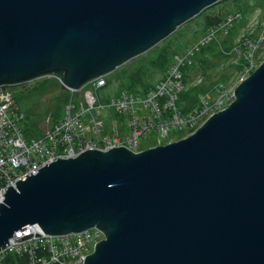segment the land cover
I'll list each match as a JSON object with an SVG mask.
<instances>
[{"label": "water", "instance_id": "95a60500", "mask_svg": "<svg viewBox=\"0 0 264 264\" xmlns=\"http://www.w3.org/2000/svg\"><path fill=\"white\" fill-rule=\"evenodd\" d=\"M220 1L0 0V86L53 77L78 92ZM234 95L186 138L26 175L0 202V250L28 225L95 227L105 239L82 264H264V62Z\"/></svg>", "mask_w": 264, "mask_h": 264}, {"label": "built area", "instance_id": "2783aa9c", "mask_svg": "<svg viewBox=\"0 0 264 264\" xmlns=\"http://www.w3.org/2000/svg\"><path fill=\"white\" fill-rule=\"evenodd\" d=\"M232 25L230 17L218 28L211 30L205 40L209 38L208 41H211L210 37L213 38L216 31H225ZM260 42L247 41L244 47L255 50ZM193 51L188 50L183 56H174L164 80L145 95L121 89L109 102L103 104L98 91L106 86L105 77L87 83L78 92L70 91L77 97L65 104L63 116L38 137H25L22 131L24 113L17 106L11 92L0 86V202L4 200L8 187L19 180L24 181L27 176L36 175L46 164L58 158L65 160L87 150L105 152L118 147L136 153L137 141L148 133L156 135L155 141L165 140L176 131L188 130L192 134L212 114L226 108L233 102V94L220 98L215 96L211 102L207 100L208 94L200 95L199 102L207 107L204 111L199 104L187 113H182L176 106L175 101L179 99L182 89L185 90L182 68ZM214 83L212 87L216 85ZM104 107L109 112L107 116L102 115ZM113 114L128 116L126 130L116 131ZM74 238L78 239L79 247ZM104 239V233L95 227L80 233L49 236L28 225L15 232L0 250V263L7 256L14 255L26 257L27 264H68L71 256L77 257L73 264H82L90 253L82 251L87 250L88 245L93 246L94 250L97 243Z\"/></svg>", "mask_w": 264, "mask_h": 264}, {"label": "rangeland", "instance_id": "374dc122", "mask_svg": "<svg viewBox=\"0 0 264 264\" xmlns=\"http://www.w3.org/2000/svg\"><path fill=\"white\" fill-rule=\"evenodd\" d=\"M229 5L232 7L234 6L235 10L239 8L244 13L243 18L240 19L239 15L235 16L233 14H229L225 18L226 21H228L230 17L232 18V30L229 32L231 27L225 31L218 30L216 31L213 38L210 37V39H215L218 41L217 44L221 48L222 54L217 56V58H213V55H209L210 61L205 64L206 67L200 69L203 70L205 68H209V70L204 73L200 70L190 71V66L192 68L194 62L197 59L196 55L198 54L197 52H199L198 47L202 46L198 44H202L203 42L209 40V38L208 40H205L207 37H209V33L206 32L204 34V27L202 26V18L206 13H200L201 15L199 14L192 20L184 23L173 34L158 43L151 50L131 59L116 71L104 76L106 86L103 90L98 91L103 104L109 102L121 89L133 90L134 88H138L137 90L143 91V89L147 90L153 85L155 87L164 80L166 72L169 68V65L172 63L174 56H183L188 52V50L192 49H194L192 55L182 68L184 72H186V76L184 77L186 83L185 90L182 89L181 94H184L186 91L191 93V90L192 92H195L197 89H203L202 93H197V100L195 98L197 104L202 107V111L206 110L207 108L201 102H199V96L202 94H208V102H211L215 96L220 98L222 96L228 97L232 94L234 100L235 89L264 62V0H225L219 4L216 3V6L213 7L214 10L212 12L223 13L228 8H230ZM206 11L207 10H205V12ZM257 40H261V42L255 50L252 47L245 49L244 44L247 41L253 42ZM209 44L210 41L206 42L205 45ZM230 48L232 49L225 51V49ZM164 56L169 60L167 63L169 64L168 67H166L167 65L165 66L167 70L164 68L163 71H161L159 68L155 69L153 72V66L159 64V60ZM237 64L240 66L243 65L244 67L241 69L240 67L235 68ZM223 76L224 79L219 82ZM208 77H210V82L212 84L215 81L219 83H214L216 85L212 87V84L209 85L208 82L205 81ZM33 82H30V84L26 83L28 84L25 89L26 91L19 87L14 88L13 91L15 95L18 94V96H20V94L25 91V97H33L34 93L40 92L47 87L48 90L51 91L49 93H44L42 96L41 94L39 95L41 98L38 100L39 105H37V108L40 109L42 107V109H44L48 105V102L51 103L54 101V104L52 105L54 106V110L52 112L45 113L43 120L36 124L37 126L35 125L34 127L30 128L33 136H38L46 128L50 127L57 118H61L63 116L64 103L70 100L71 95L68 90L58 87L57 83L51 79L42 78L36 83ZM141 85L146 87L143 88ZM27 89H29V92H27ZM62 94H64L65 98H63V100L60 102V100L56 98ZM30 97H28L27 100H29ZM79 97H81V95ZM178 101L179 99L175 101L176 106L178 105ZM48 109L50 111V107H48ZM108 114V110L104 107L102 110V115L107 116ZM112 121L117 132L126 130L129 124V118L126 114H113ZM178 132L179 131H176L175 133ZM192 134H189L183 138H186ZM155 139V134L153 135L148 133L146 137L137 141L138 149L136 153L158 145H166L168 143L180 140L174 138L173 134L169 135L165 140L155 141ZM74 242L76 246L79 247L77 238H74ZM92 248L93 246L88 245L87 250H83L82 252H90L89 254H91L93 252ZM76 259L77 257L71 256V262L68 264H73Z\"/></svg>", "mask_w": 264, "mask_h": 264}, {"label": "trees", "instance_id": "16d2710c", "mask_svg": "<svg viewBox=\"0 0 264 264\" xmlns=\"http://www.w3.org/2000/svg\"><path fill=\"white\" fill-rule=\"evenodd\" d=\"M222 1H225V0H222ZM222 1H220V2H222ZM228 2H226V3H228ZM219 3H217V4H219ZM214 6H216V4H214L213 6H210L209 8H207L206 12L204 10L201 13V14L206 13V14H204V16L202 18V26L204 27L203 29L205 31L204 34L206 32L209 33L211 30L218 28L226 20L225 17L228 16L229 14H233L235 16L239 15L240 19L243 18V14L244 13L239 8H237L235 10L234 6L232 7V6L229 5L230 8H228L223 13H216V12H212L214 10L213 9ZM232 28L233 27L230 28L229 32L232 30ZM217 43H218V41H216L215 39H211L209 45H205L204 44V45L198 47L199 52H197L198 54L196 55L197 59L194 62V65L192 66V68L190 66V71H192V70L196 71V70H200L203 67H206L205 64L210 61L209 60V55L210 56L213 55V58H217V56H220L222 54L221 53V48L219 47V45ZM204 49H206V50H204ZM231 49L232 48L225 49V51H229ZM201 51H203V52H201ZM168 62H169V60L164 56L163 58H161L159 60V64H156V65L153 66V72H154L155 69H159V68L161 69V71H163L164 68L166 69V67H168V65H169V64H167ZM238 67H240V69H241L243 67V65L240 66V65L237 64L235 66V68H238ZM207 70H209V68H205V69L200 70V71L204 73ZM183 72H184V70L182 69V73ZM185 76H186V72L183 73V81H184V83H186V80L184 79ZM45 79H51V80L55 81L57 83L58 87L63 89V87L61 86L60 82L57 79H55L53 77H47ZM223 79H224V76L222 77V79H220V81H222ZM38 81L39 80H36L33 83H36ZM205 81L208 82L209 85L212 84L210 82V77H208ZM28 84H30V83H28ZM28 84H21V85H18V86H10V87H4V88L11 92V94H12V96H13L16 104H17V106L24 113V122L22 124V129H23L22 131L24 132L25 137L31 138V137H38V136L41 135L40 134L38 136L37 135L33 136V133L31 132L30 128L34 127L36 124L40 123L43 120V117H44L45 113L52 112L54 110V106H52L54 104V101H52L51 103L48 102V105L44 109H42V107L40 109H38L37 105H39V103H38L39 98H41V96L44 93H49L51 91L48 90V87L44 88L40 92L34 93L33 97L28 96L30 98H29V100H27L28 97H25V94H26V92H25L26 90L25 89H26V86ZM141 86L143 88L146 87L144 85H141ZM16 87H19V88H21L22 90H25V91H23L22 94H20V96H18V94L15 95L13 89L16 88ZM153 87H154V85L151 88L147 89V90L143 89V91L137 90L138 88L137 89L131 88L133 90H129V89H124V90H129L130 92H133V93H138V94L145 95L149 91H151L153 89ZM27 90H28L27 92H29V89H27ZM202 92H203V89H197V90H195V92H192V90H191V93L187 92V91L184 94L182 93L183 95L181 94L179 96V101H178V105H177L178 109L182 113H187V112L191 111L195 107V105H197V102H196L197 93H202ZM69 93L71 95L70 99H73V96L77 97V95L72 94L70 91H69ZM40 94H41V96L39 97ZM53 98H55V97H53ZM63 98H65L64 94L59 95L56 99L60 100V102H61L63 100ZM195 98H196V100H195ZM67 102L68 101H66L64 103V106H65V104ZM48 107H50V111H49ZM58 120H59V118H57L53 123H56ZM171 134H173L174 138L180 139V138H183V137L189 135L190 131L186 130V131H180L178 133L173 132ZM146 136L147 135H145L144 137H146ZM26 261H27V258L24 257V256L23 257H18V256H14V255H9L0 264H27Z\"/></svg>", "mask_w": 264, "mask_h": 264}, {"label": "clouds", "instance_id": "9594fccd", "mask_svg": "<svg viewBox=\"0 0 264 264\" xmlns=\"http://www.w3.org/2000/svg\"><path fill=\"white\" fill-rule=\"evenodd\" d=\"M69 91V90H68Z\"/></svg>", "mask_w": 264, "mask_h": 264}, {"label": "flooded vegetation", "instance_id": "af4514ba", "mask_svg": "<svg viewBox=\"0 0 264 264\" xmlns=\"http://www.w3.org/2000/svg\"><path fill=\"white\" fill-rule=\"evenodd\" d=\"M159 146V145H158Z\"/></svg>", "mask_w": 264, "mask_h": 264}]
</instances>
